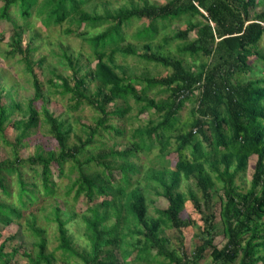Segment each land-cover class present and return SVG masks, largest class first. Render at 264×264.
<instances>
[{
  "label": "trees",
  "instance_id": "trees-1",
  "mask_svg": "<svg viewBox=\"0 0 264 264\" xmlns=\"http://www.w3.org/2000/svg\"><path fill=\"white\" fill-rule=\"evenodd\" d=\"M1 1L3 5L0 9V19L9 21L12 20L10 12L14 7H19L16 12L28 19L32 16L33 8L39 3V0ZM90 2L92 0H44L37 11L38 16L43 17L46 26L52 23L60 24L68 19L79 26L83 23L88 27L109 24L103 32L95 36L86 38V33L82 34L94 48L97 57L98 62L91 76L99 84L98 91L92 96L87 95L86 77H77L78 70L73 60L65 55L75 71L76 81L72 87L64 79L62 93L72 94L75 110L83 104H88L100 114L101 117L90 136L91 140L100 127L114 128L108 125L111 115L125 114V110L115 109L112 112L107 110L109 104L119 99L127 100L134 97L139 102L146 101L145 109H155L161 119L148 129L140 128L135 131L140 141L135 142L134 147L111 150L103 155L105 160L117 158L123 160V163L116 165H112L110 161L103 165L101 163L104 166L101 174L90 175L78 159L84 147L68 148V132L64 130V124L59 117L44 108V119L58 143V151L42 152L38 148L37 153L29 158L23 159L15 152L14 160L0 161V190L4 195L12 197L7 176H18L20 184L18 206L0 201V223L12 224L13 216L22 217V209L25 208L26 202L27 205H34L38 199L22 178L23 166L28 163L40 166L44 191L50 196L54 193L56 185L53 179L55 173L63 175L66 163L71 161L78 167L80 175L69 187L68 193L75 189L76 199L84 195L90 204L99 196L106 198L102 206L110 207L113 211L111 214L116 218L113 226H106L110 213L104 211L101 215L99 213L101 206L98 204L92 210L93 216L83 217L87 223L91 250L82 254L73 247L68 234L67 224L71 217L64 219L61 216L62 209L60 207L55 209L60 248L69 255L80 257L85 264H122L116 259L113 250H107L105 256L104 248H120L124 245L126 235L119 234L120 226L124 225L129 230L128 234L138 239L131 246L138 251L140 258H143V253L155 249L157 255L171 262L197 264L204 252L212 247L214 264H232L237 260L239 264H264V79L246 77L264 65V55L259 57L261 52L258 50L264 39V8L252 16L250 11L258 6V0H171L164 5L146 1L141 6L132 4L131 7H122L115 13L101 15L91 13L85 7ZM183 17L186 18V27L173 32L170 36H164L163 43L158 46L159 50L153 51V40L157 39L159 33L158 23ZM197 17L201 20L195 21ZM140 19H145L147 25L140 26L134 35L137 39L150 41L146 43L145 50L138 51L136 47L128 45L113 47L107 52L106 49L110 45L117 44L123 39L124 28L134 20ZM68 33L71 31L68 30ZM192 34L195 35L194 39H191ZM14 39V51L23 54L20 33L17 32ZM172 40L181 43L179 50L183 57L191 56L197 60L208 58V61L198 64L195 71L185 64L183 57L166 55L161 49L171 44ZM27 49L28 53H31V44ZM118 54L124 57L137 56L170 69L171 73L156 77L121 76L116 72L114 63ZM254 57L257 60L255 62ZM24 61L32 76L35 95L28 105L27 120L14 122V127L19 131L15 146L22 145L33 128L37 127L40 113L34 104L37 100L44 99L43 85L34 71L32 61L28 56ZM136 85H142V90H138ZM156 87L167 90L169 95L160 101L144 98L147 90ZM195 92L199 94V104L194 112V122L187 132L177 137V148L169 154L177 155L176 166L172 169L150 170L146 176V186H137L128 192L132 175L138 172V168L129 159L136 156L138 151L152 148L146 139L152 142L156 139L162 145V152L167 150L170 145V132L174 130L179 113ZM1 100L0 95V132L4 134L5 124L10 121L11 112L16 105L11 107L10 111ZM114 130L118 134H123L122 130L115 128ZM203 143L212 150L208 151ZM218 154L225 164L223 170L216 160ZM253 156H256V161L252 184L244 193L239 190L236 179L240 172L246 169L248 161ZM233 158L237 160L235 170H232ZM89 160L86 161L87 164L91 162ZM206 164L209 165L210 171L216 174L224 191L219 216L227 241L222 249L214 245L213 228L217 215L214 210L213 184L206 174ZM183 179L194 183L202 193V197L198 198L192 192L190 200L194 211L205 217L203 227L205 238L196 248L191 263H187L174 251L169 250L166 239L160 237L162 228L167 224L178 230L195 224L194 220L183 218L186 200L182 193L178 192ZM151 187L156 195L164 196L169 202L167 208L156 209L157 218H151L148 214L149 206L145 192ZM112 195L113 198L108 199ZM117 195L126 201L117 203ZM123 211H126L127 216L123 215ZM33 218L34 225L36 217ZM33 225L34 232L41 238L37 244L38 261L54 264L51 255L47 253V240L42 236V230H37ZM142 241H145L144 247H140ZM17 252L15 249L12 253L3 254V247H0V264H11ZM132 253L129 250L124 251L123 264H127V259ZM32 260L34 261V258Z\"/></svg>",
  "mask_w": 264,
  "mask_h": 264
},
{
  "label": "rangeland",
  "instance_id": "rangeland-1",
  "mask_svg": "<svg viewBox=\"0 0 264 264\" xmlns=\"http://www.w3.org/2000/svg\"><path fill=\"white\" fill-rule=\"evenodd\" d=\"M155 5H164L171 0H92L85 5L91 13L106 15L107 13H115L122 7H131L132 4L141 6L145 2ZM44 0H39V3L33 8L32 16L23 18L21 14L16 12L17 7L11 9L12 20L0 19V95L2 96L1 103L8 110L15 106L10 115V121L5 124L4 134L0 132V161L7 159L14 160L15 152L23 159L29 158L37 153L39 148L42 152L51 150L58 151V143L49 130V125L45 122L43 110L47 108L55 116L59 117L64 124V130L68 132L67 147H84V150L78 155L80 162L84 164V169L90 175L97 173L101 174L104 166L103 163L111 162L112 165L121 164L123 160L109 158L105 160L103 155L111 150H124L129 147H134L135 142L140 141V137L136 136L137 129H148L156 125L161 119L155 109H145L146 101L139 102L134 97H129L127 100L119 99L108 105V112L115 109L125 110V114L111 115L108 125L115 129L123 131V134H118L113 129H105L100 127L94 138L91 140L93 128L96 127L100 114L90 105L83 104L78 109H74L75 101L72 99V94H63L62 82L66 79L73 87L76 81V74L70 63L64 57L68 55L74 62L78 70L77 77H86L87 90L89 96L94 95L98 91V82L95 81L91 73L95 70L97 57L94 48L87 42L82 35L86 33V38L95 36L103 32L108 26V23L97 27H88L83 23L79 26L76 22L68 19L60 24L52 23L46 26L43 22V17H39L37 11L41 8ZM3 2L0 0V9ZM264 8V0H258V6L250 11V15L254 16L257 11ZM201 20L199 17L195 21ZM147 25L145 19L134 20L129 26L123 30V39L117 44H112L108 47L107 52L113 47H126L132 45L138 51H144L146 43L137 39L134 35L137 29ZM186 18L166 20L158 23V37L153 40V51H158V46L163 43L164 36H170L173 32L184 29L186 27ZM68 30L71 33H68ZM20 33L22 40L23 54L15 52L14 36ZM18 37H16L17 39ZM195 35H191L194 39ZM31 44V53H28V46ZM181 43L172 40L171 44L165 45L161 51L166 55L181 58L182 52L179 50ZM261 52V57L264 55V39L258 49ZM29 57L32 61L33 68L37 74L41 84L43 85L44 99L37 100L34 104L39 111V123L33 128L31 134L22 145L15 146L18 130L14 127L16 120H27L29 115L28 105L34 98L35 90L33 86L32 76L27 70V65L24 59ZM185 64L192 70L197 71L198 64L202 61H208V58L195 59L191 56L183 57ZM253 61H257L256 57ZM116 72L121 76H145L156 77L165 76L171 73L170 69L140 59L137 56L124 57L116 55L115 61ZM246 77L250 79H264V65H261L255 72L248 74ZM142 85H136L138 90H142ZM144 94L146 99H154L160 101L165 99L169 92L163 88H152ZM199 104V94L193 93L190 100L187 101L183 110L179 113L178 121L175 123L174 130L170 132V145L165 152H162V145L156 139L152 142L146 139L148 145H152L150 150L138 151L136 156L129 160L138 168V172L132 175V183L128 189L130 192L135 187H145L147 184L146 176L150 170H165L172 169L176 166L178 158L176 154H171L177 148V137L183 132H187L194 122V112ZM11 111V110H10ZM5 135V136H4ZM203 146L211 151L206 143ZM169 155V156H168ZM219 157V158H218ZM220 154L216 157L218 164L223 170L225 164L220 159ZM90 159V163L86 161ZM89 160V161H90ZM256 156L251 157L247 167L237 176L236 182L241 192L246 193L252 184L253 173L255 169ZM102 163V165H101ZM237 167V160L232 159V170ZM56 169V167H54ZM207 176L212 182V192L215 201V212L217 215L214 223V245L218 249H222L226 244L227 239L224 236V226L219 216V210L224 199V191L222 184L217 180L216 174L210 171L209 165L206 164ZM38 170V172L36 171ZM40 166L30 165L29 163L22 167V178L27 184V187L37 195V201L34 205H27L22 209V217H12V224L4 225L0 223V247H3V254L12 253L15 249L18 252L11 260V264H44L37 259L39 252L38 243L41 238L33 230L34 216L36 222L34 227L37 230H42V236L47 240V253L51 255L54 264H85L84 261L75 255L63 251L60 248V239L58 225L55 221V209H62L61 216L64 219L69 217L71 221L67 224L68 234L71 238L73 247L82 254H86L91 250V244L87 232V223L85 216H93V209L96 204L100 205L99 213L103 215L104 211L110 213L109 220L106 226L111 227L115 224V215H112L110 207L102 206L104 197L99 196L94 203H89L84 195L80 199L75 197V189L68 193L69 187L76 181L80 173L78 167L69 161L65 165L64 174L56 172L53 179L56 182L54 193L47 196L44 191V185L40 178ZM139 182V183H138ZM12 197L9 198L0 190V201L6 202L9 205L18 206L19 201V178L18 176H7ZM118 183V182H117ZM178 192L182 193L186 200L185 211L183 218L194 220L195 224L182 230L173 229L170 225L162 228L160 237L166 239V246L169 250L174 251L176 255L187 263L193 262L194 252L198 246L204 241V219L205 217L194 211L193 203L190 200L191 193H195L198 198L202 197V193L198 191L194 183L188 180L181 182ZM151 218H157L156 209L168 207V200L164 196L160 197L155 194L151 187L145 192ZM113 198V195L108 199ZM117 203H124L125 198L117 195ZM34 214V216H33ZM123 215L127 216L126 211ZM264 222V219H263ZM133 227V226H132ZM128 229L120 226L119 234L126 235L124 245L120 248L105 247L104 254L107 255V250H113L116 259L120 263H124V251H132V255L128 257L127 264H177L171 262L162 256L157 255V251L151 250L149 253H143V258L138 256V251L131 244L135 243L136 237H131L128 234ZM142 238V237H141ZM145 241H142L140 247H144ZM213 248L209 247L203 254L202 259L197 264H214L212 256ZM27 255V256H26ZM34 258V261L32 260ZM105 258V257H104ZM241 258V257H240ZM232 264H239V260Z\"/></svg>",
  "mask_w": 264,
  "mask_h": 264
}]
</instances>
